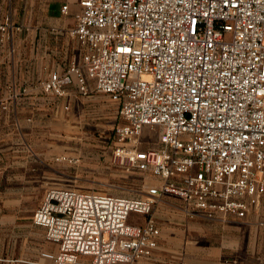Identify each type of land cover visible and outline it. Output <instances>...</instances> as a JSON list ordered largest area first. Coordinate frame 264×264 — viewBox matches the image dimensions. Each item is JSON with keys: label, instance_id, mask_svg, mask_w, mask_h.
Returning <instances> with one entry per match:
<instances>
[{"label": "built area", "instance_id": "obj_1", "mask_svg": "<svg viewBox=\"0 0 264 264\" xmlns=\"http://www.w3.org/2000/svg\"><path fill=\"white\" fill-rule=\"evenodd\" d=\"M82 61L41 83L50 96L96 92L118 105L113 161L158 184L138 198L53 187L34 214L57 253L37 264H151L165 196L192 218L245 219L264 199V0H77ZM70 14V5L61 8ZM21 26L0 13V43ZM70 76L76 91L68 87ZM0 105L7 109L5 101ZM69 109V104L64 106ZM146 128L160 148L141 149ZM65 157L58 160H65ZM3 261L0 259V262Z\"/></svg>", "mask_w": 264, "mask_h": 264}, {"label": "crops", "instance_id": "obj_2", "mask_svg": "<svg viewBox=\"0 0 264 264\" xmlns=\"http://www.w3.org/2000/svg\"><path fill=\"white\" fill-rule=\"evenodd\" d=\"M21 1L25 2L0 0V13H10L13 23L22 27L13 41L0 43V99L7 104V109L0 105V264H37L43 261V253L59 251L56 243L46 239L45 229L34 224L35 211L46 191L62 187L56 186L55 169L50 164V133L59 113L70 111L96 92L90 79L91 93L85 97L78 94L61 99L41 88L51 72L67 69L73 60L82 61L84 48L70 33L79 9L77 0L66 3L70 14L65 19L60 17L65 16L62 6L60 10L50 7L47 41L33 37L39 27L32 25V11L21 13ZM67 84L76 91L74 76ZM41 143L43 150H39ZM182 224L204 241L199 242L197 256L191 257L186 250L191 241L185 244L182 239H170L167 229L160 228L159 247L149 260L151 264H264V199L245 219L191 218ZM212 234L213 240L205 244Z\"/></svg>", "mask_w": 264, "mask_h": 264}, {"label": "rangeland", "instance_id": "obj_3", "mask_svg": "<svg viewBox=\"0 0 264 264\" xmlns=\"http://www.w3.org/2000/svg\"><path fill=\"white\" fill-rule=\"evenodd\" d=\"M67 2L68 0L21 1V13L32 11L33 20L31 17L28 20L39 27L36 30L37 36H33L35 40L39 36L41 40L50 39L49 9L54 6L60 10ZM60 17L65 19L67 16ZM121 123L117 105L107 95L99 92L93 93L92 97L80 104H75L70 111L59 113L49 140L52 151L50 164L55 169L56 186L138 198L146 194L149 186L158 184L148 174L128 170L113 161L114 150L121 146L116 141L114 130ZM158 136V129L146 128L135 143L143 150L160 148ZM39 150H43L42 143ZM62 157L66 159L58 160ZM182 207L178 198L165 196L158 202L151 217L160 228L167 229L170 239H182L185 244L191 241V248L186 250L191 257H196L199 242L204 241H200L195 231L182 224L183 220L192 218L183 212ZM213 238L212 234L205 244H210ZM226 259L224 258L228 261Z\"/></svg>", "mask_w": 264, "mask_h": 264}]
</instances>
